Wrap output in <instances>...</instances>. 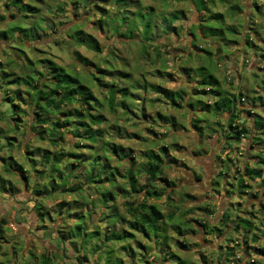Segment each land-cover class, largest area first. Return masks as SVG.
<instances>
[{
    "label": "trees",
    "instance_id": "trees-1",
    "mask_svg": "<svg viewBox=\"0 0 264 264\" xmlns=\"http://www.w3.org/2000/svg\"><path fill=\"white\" fill-rule=\"evenodd\" d=\"M69 1L73 5L74 13L80 12L79 17L83 15L82 11L88 8L86 7L89 6L88 4H91V13L99 9L97 12H100L102 17L108 15V9L98 5L95 0ZM128 1L116 0V12L111 14L112 18L97 20L99 26L108 27L111 25L116 32L124 29L126 32L123 33L128 38L135 37L137 34L134 33L138 32L139 40L134 41L141 43L143 57L145 58L150 53L148 48L152 46L156 56L161 58V49L151 36L154 28L161 27L158 22L153 20L154 6H147L143 9L138 2V6L133 8L134 11L128 14L126 4L132 6ZM191 1L196 11L209 13L211 10L209 4L215 0ZM64 4V2H58L56 10L63 11L66 8ZM257 7L261 8V6ZM1 8L7 11V14L0 15V23L3 20H8L9 17L14 19L8 20V27L0 28V42L5 40L9 43L13 42L12 47H17L21 50L20 52L23 51V54H26L21 46H25L24 43L28 40L37 39L41 35L40 29L46 30V25L43 22L47 20V14L41 13L40 6L33 0L27 2L24 0H0ZM46 10L55 15L50 6ZM200 15L201 22L193 25L197 31L199 30L198 33L191 32L194 46H198L197 41L203 40L205 36L213 37L219 31L226 34L225 25L216 26L210 23L211 18L223 17L222 12L211 13L206 18H203L202 14ZM180 17L181 15L176 11L163 16L161 23L164 31L168 34L175 32L174 22ZM118 20L122 23L115 28V23ZM54 22L55 20H51V26H54ZM59 23L61 25L55 30L56 33H59L57 38L65 37L67 39L70 37V43L73 45L98 49L96 41H93V36L86 33L79 25L72 26L71 32L67 35L65 31L69 28H61L67 22L60 21ZM227 27L234 35H236L235 33L242 34L239 28L234 25ZM249 28L253 27L246 24L244 29L247 34L243 33V37L240 39L244 43L243 53L247 55V47H249L253 49L250 61H253L255 57L258 59L261 57L259 59L261 62L264 59V53H260L256 40L263 42L259 37L264 39V35L256 36ZM228 41L238 42L237 39L231 38ZM199 49L205 50L209 59L213 60L214 56L211 50ZM237 50L238 48L235 51L237 52ZM222 53L223 49L219 46L215 58L221 56ZM76 54L78 53L76 52ZM10 55L13 57L6 61L0 57V91L2 93L0 121L7 124L6 128L0 126V192L8 189L13 194H17L18 188L13 187L12 181H8L4 173L19 175L32 197L33 212L39 218L36 228L40 229L39 224L45 228V225H48L46 221L49 220L47 232L51 238L53 234L55 235L53 237L54 248L51 251L46 249L38 256L31 250L30 254L36 259H33L29 264H59L58 259L64 258H66L65 261L71 259L72 264L77 262L84 264L86 261H91L93 264H164L167 259H173L178 264H185L187 258L166 250L171 238L170 228H173L178 235L176 242L182 247L188 248L191 244H187L188 240L185 235L189 228L194 233L203 229L206 234L212 235V240L225 235L222 240L223 244H221L223 250L218 254L221 264H229L232 261L231 256L235 255V248L230 246V243L236 241L232 236L241 229L245 232L243 240L245 244H248V237L251 234L252 240L259 245L262 238L258 235V230L255 229L257 222L253 220L254 212L239 213L234 217L233 208L229 206L219 222H212L210 219L211 214L214 213L213 207L199 206V208L207 210L205 214H199L198 209L189 210L187 207L180 206L178 201H173L176 190L171 188L175 182L164 175L169 162L166 157L168 156L167 144L162 146V141H165L166 138L158 137L156 139L157 135L154 138L147 136L145 139L152 142V146L139 154L138 157H143L144 160L136 161L138 157L133 156L130 148L112 140L109 129L102 126L106 117L104 114L96 113L101 101L94 95L91 87L86 84V78H82L79 74L67 70L50 59L43 60L47 63L43 67L44 70L37 68L35 66L37 63L30 59L18 67L17 62L19 58H22L21 53L17 56L15 52H12ZM79 57L76 58L82 61V65L85 66L89 63L88 59ZM15 67L19 69L22 67L27 71L17 73ZM206 68H209L208 72ZM97 69L100 74L87 68L86 74L90 75L94 81H98V84L105 90V98L109 107L115 111L117 105L121 106L123 117L127 120L130 119L127 123L139 127L140 123L145 121L136 118L138 109L144 111V106L140 107L138 104L139 98L136 96L138 94L131 91L130 85L128 87L114 79L116 75L114 78L112 75L110 82L107 81L105 70L101 67ZM186 69L187 72L191 70L199 73V75L196 74L199 78L195 79L194 76V79L197 80L194 89L196 94H200L199 97H188L186 101V97L181 91L164 88L159 83L149 84L146 80L145 84L136 82L138 87L135 88L152 90L156 94L162 95L163 98L159 95L150 98L151 103L163 99L173 108L187 106L189 111H194L192 120L194 127L200 133L205 132L206 129L217 132V128L211 126V121L207 119L206 113L213 112L214 115L219 114L220 116L226 113L227 124L223 126V140L226 144L224 149L231 147L234 143H241L244 138L248 139V144L243 153L246 158L244 166L236 168L235 175H230L232 171L229 161L223 162L220 176L226 185L222 183L221 186L224 190L231 192L232 199L235 198L234 193L236 197L241 198L249 189H254L255 186L252 182L260 179L259 187H256L254 194H251L253 197H258L264 187V95L258 90L253 89L252 92L251 88H243L242 84L238 93L228 90L224 87L223 81L232 83L227 81L226 77L219 78L214 69L204 64L196 67L189 66ZM118 71L117 75L132 79L130 72ZM156 72L159 71L156 70ZM263 84L257 83L261 87L264 86ZM236 88L234 86L232 89ZM13 95L17 96L15 98H18V104L13 101L12 114L5 115L3 103L5 100L14 99ZM202 95L207 97L211 95L212 98L210 101H205ZM246 98L247 102H244ZM76 102H78V106H75L71 112L65 108L66 105ZM132 103H136L137 108H132ZM247 103H250L252 107L262 105L263 113L262 111L245 110L243 106ZM243 111H246L248 118L245 117ZM143 113L146 115L145 112ZM239 117L243 118L244 122H238ZM148 120L152 125L149 129L152 133H156L154 125L163 121L164 125L169 127L167 135L176 129L178 123L174 115L167 116L161 112L153 113ZM212 124L222 125V122L217 120ZM30 133L32 138L26 142L24 137V140H21V144L18 145V136H26ZM136 133L139 135L138 132ZM66 134H71L75 141L71 142L72 138H66ZM33 139L47 143V146L34 148L31 146ZM23 144L26 147H23ZM13 145L19 147L18 152L13 151ZM112 158H115L117 163L125 164L126 168L120 170L118 165L111 162ZM129 160L132 161L129 162ZM232 176L236 179V184L231 180ZM161 181H164V185ZM238 191L241 193L237 194ZM120 195L125 199L121 203L119 202ZM54 196H62L63 199L58 202V208L51 210L46 201ZM66 196H71V200ZM183 196L189 197L190 195L183 194ZM164 197L169 207H172L168 211H165L159 204V200ZM262 208L264 209V203ZM237 209L242 211L240 207ZM96 211H98L99 221L94 223V221L91 222V219ZM192 222L196 225L191 224ZM16 224L19 223L16 221ZM6 225L7 218L1 216V238H5ZM261 225L264 230V218ZM228 228L232 230L227 233ZM133 243L139 247L140 251L132 247ZM17 245L16 241L12 246L11 255L13 257L9 259L11 264H15L18 259L16 254L20 250ZM154 247H158L159 250L152 251ZM250 249L257 250L260 255H264V246L247 245L244 250L250 253ZM164 251L166 253H163ZM71 253L72 256L69 255ZM95 255H97L96 258ZM151 255H154V258L150 259ZM126 258L130 260L127 261ZM29 261L27 260V264ZM1 264H6V262ZM252 264L257 263L254 260Z\"/></svg>",
    "mask_w": 264,
    "mask_h": 264
},
{
    "label": "rangeland",
    "instance_id": "rangeland-1",
    "mask_svg": "<svg viewBox=\"0 0 264 264\" xmlns=\"http://www.w3.org/2000/svg\"><path fill=\"white\" fill-rule=\"evenodd\" d=\"M24 1L27 2L28 0ZM33 1L40 6L41 13L47 14V20L43 22V24L46 25V30L43 31L40 29V36L42 37L39 36L34 41L28 40L24 43L25 46H21L25 50L26 54H23V51L20 52L21 50L17 47H12L14 44L13 42L9 43L7 40L2 41L0 42V57L6 61L8 58L10 59L13 57L10 53L15 52L17 56L21 53L22 58H19V61L17 62L18 67L22 65L24 61L26 62L28 61L27 59H30L37 63L35 66H37L40 70H44L43 67L47 64L43 62V60L50 59L57 64L64 66L67 70L79 74L82 78H86V84L91 87L94 95L101 101V105L97 107L96 113L104 114L106 117V121L102 124V126H104L105 129H109L108 131L111 134L112 140L116 143L122 144L126 148H130L134 157H138L141 152L146 151L147 148L152 146V142L145 139L147 136L154 138L155 135H157L156 139H158V137L166 138L165 141H162V146L167 144L168 156L166 157L169 162L166 165L164 175L175 182L171 188L176 190L173 195L174 202L178 201L180 206L187 207L189 210L198 209L199 214H205V212H207V210L201 209L199 206L209 205L213 207L214 213L211 215L212 217L210 219L212 222H219L222 214H224L229 206H232L233 208L232 214H234V217H236L239 213L248 214L250 212H254L253 220L254 222H257L255 229L258 230V235L262 238L258 246H264V230L261 227V222L264 218V209L262 208V204L264 203V187L262 193L258 197L251 196V194H254L256 187H259V183H261L260 179L253 181L252 184L255 186L254 189H249L241 198L236 197V194L234 193L235 198L232 199L231 192L224 190L221 186L222 183H224L222 176H220V170L222 169L223 162L225 160L229 161L232 171L230 172V175H235L236 168L244 166L246 158L243 153L247 147L248 139L244 138L241 143H234L231 147L224 149L226 144L223 140V126H226L227 124L225 119L227 115L226 113L222 116L219 114L214 115L213 112L206 113L207 119L211 121V126L216 127L217 132L215 133L211 129L210 131L206 129L205 132L203 131L200 133L194 127V122L192 120V117H194V111L190 110V112L187 106L173 108L163 99H160L155 103H151L149 101L150 98L158 97V95L162 97V95L156 94V92L152 90L147 91L143 88H135L138 87V83L136 82L144 83L146 80L149 84L159 83L163 85L164 88L181 91V93H183L186 97V101L188 97H199L200 94H196V90L194 89L197 83V80L195 79L198 77L197 75H199V73L197 74L191 70L187 72L188 70L186 68L189 66L196 67L204 64L214 69L215 74L219 78L223 79V77H226V80L232 83L229 84L228 82L223 81L224 87L228 90H235L232 88L237 85L238 90L240 91L241 84L243 88H252L249 84L255 82L256 88L254 87V90H258L259 93L261 92L264 95V87L257 85V83H264V69L263 71L258 70L257 64V70L249 68L251 67L250 60L253 55V49L247 47L248 54H243L241 62L236 64V69L233 66L234 60L232 59L236 53V49L234 50V48L240 46V39L243 37V33L244 35L247 34V31L244 29L246 24L253 27L249 28V30L256 36L264 35V22L262 21L264 13H260L263 8L258 9L254 0H215L213 3L210 2L209 4L211 9L209 13L206 11H201V13H199L196 11L191 0H129L128 2H130L132 6L126 4L128 6V14H131V12L134 11L133 8L134 6H138V2H140L139 6H142L143 9L147 6H154L155 14L153 20L158 22L161 26L154 28L151 36L156 41L157 46L161 49L162 57L159 58L156 56L154 47L149 46L148 49L150 50V53L144 58L142 55L141 43L134 41L139 40L137 37L138 32L134 33L137 34L135 37L128 38L123 33L126 32L124 29L120 32H116L111 25L108 27H100L97 22V20H100L101 18H112L111 14L117 10L116 0H95L98 5L102 6L104 9H108V15L106 17H102V14L97 12L99 9H96L93 13H91V4L86 6L88 8H85L82 11L83 15L79 17L80 12L77 13L78 15L74 13V9L72 10L73 5L70 4L69 0ZM256 1L260 2L264 6V0ZM58 2L65 3L64 6L66 8H64L63 11L56 10ZM49 6L51 7L52 12H55V15L46 10ZM239 8L241 9L239 10ZM175 11L181 15V17L174 22L177 33L175 31L168 34L164 31L161 20L163 16H167ZM95 12H97V14H95ZM217 12H222L224 16L211 18L210 23L216 26L225 25V28L227 29L226 34L224 35L219 31L214 34L213 37L205 36L203 40L197 41L198 46H194L192 41L194 38L191 32L198 33L199 30L197 31L193 25L201 22L200 14H202L203 18H206L209 14ZM1 14H7V11L1 8L0 15ZM13 19L14 18L9 17L8 20L12 21ZM8 20H3V22L0 23V28L8 27ZM51 20H55L54 26H51ZM255 20L260 22H256ZM60 21L67 22L61 27L62 29L69 28L65 31L67 35H69L74 26L79 25L86 33L93 36V41H96L98 49L94 50L93 47L84 45H73L70 43V37L67 39H65V37L62 39L61 37L57 38L59 33H56L55 30H57L61 25L59 23ZM121 23L122 22L120 20H118V22L116 21L114 27H119ZM230 25H234L239 28V31L242 32V34L235 33L236 35H234V33H232L227 27ZM230 38L233 40L237 39L238 43L233 41L229 42L228 39ZM259 38L263 42L256 40V42H258L257 48H260V53H264V39L261 37ZM3 43L4 45H2ZM219 46L223 49V53L225 52L229 55L228 57H230V59L225 58L223 53L221 56L219 55L215 58L216 51H218ZM198 47L211 50L214 56L213 60L209 59L205 50L199 49ZM76 52L78 54H76ZM79 56L88 59L89 63L85 66L82 65V61L77 59ZM235 58H237V56ZM259 59H261V57H259ZM258 65L264 66V60L259 62ZM18 67H15V72L17 73L19 71L20 73L27 71L22 67L20 69ZM98 67L105 70L107 81L110 82V80H112V75L113 78L114 75H116L114 79L121 82V84H126L128 87L130 85L131 91L138 94L136 95L139 98L138 104L140 107L144 106V111L143 109H141V111L138 109L137 113H135L140 115L142 118L138 115L136 118L145 121L140 123L139 127L134 126L132 123H127L130 119L127 120V118L123 117L124 114L121 106L117 105V109L115 111L112 110L105 98V90L98 84V81H94L90 75L86 74V68L92 69L93 71L95 70L94 72H96V74H100L99 71H97ZM237 69H239L240 72L239 76L236 75L235 70ZM118 70L130 72L133 80H129L127 76L117 75V73H119ZM156 70L159 72H156ZM206 71L208 72L209 68H206ZM169 73H171V75H169ZM243 76L247 78V81L242 82L244 78ZM248 82L250 83L248 84ZM1 96L2 93L0 91V98ZM202 96L205 101H210L212 98L211 95L209 97L205 95ZM15 97L17 96L13 95L14 99L11 98L9 100H5L3 103L4 111H6L5 115L12 114V102L15 101V103H17L18 99ZM244 102H247V98ZM132 104L134 106H132V108H137L136 103ZM75 106H78V102L68 104L65 108L69 109L71 112ZM243 108L245 110L250 109L254 111H262L263 106L259 105L257 107H252L250 106V103H247L243 106ZM143 112H145L146 115ZM156 112L164 113L167 116H175L178 123L176 125V129H173L169 135H167L169 127L164 125L163 121H159L154 125L156 133H152V131L149 130L150 127H152V125H150V120H148L149 116L153 115V113L155 114ZM243 112L245 117L248 118L246 111ZM26 115L28 116V114ZM217 120H221L222 125L212 124ZM238 122H244L243 118L239 117ZM247 124L249 125V123ZM0 126L6 128L7 124L0 121ZM135 132H138L139 135L137 133L135 134ZM24 137L27 142L32 138V134L30 133L26 136L19 135V141H17L19 142L18 145L21 144ZM67 137L73 139L71 134H66V138ZM72 139L71 142L75 141V139ZM13 141L15 142V140ZM31 141H33L31 146L34 148L37 146H47V143H43L37 139H33ZM23 147H26L25 144H23ZM18 149L19 147L14 146L13 151L18 152ZM142 160H144L143 157L136 158V161L138 162H141ZM131 161L132 160H129V162ZM111 162L114 165H118L120 170H124L126 168L125 164L117 163L115 158H112ZM4 174L8 181H12L13 187L18 188L19 191H17V194L14 193L15 195L8 189L0 192V217L4 216L7 218V225L5 226L6 231L4 233L5 238L0 237V264L2 262L11 264L9 259H12L13 257L11 255L12 246L16 241L18 242L17 246L20 251L16 254L18 259H16L15 264H27V260H30L28 262L29 264L33 259H36L32 257L30 251L32 250L37 256L46 249L51 251L54 248L53 237H55V235L53 234V237L51 238L50 234L47 232V228L49 229L50 224L48 219V221H46L48 225H45V228H43L41 224H39L40 229L38 227L36 228V225L39 223V218L38 215L33 212L32 197L29 191L27 192L20 176L11 173ZM231 180H233V183L236 184V179L233 178V176L231 177ZM163 182L164 181H161L164 185ZM240 193V191L237 192V194ZM183 194H189L190 196L185 197ZM66 198L71 200V196H66ZM62 199V196H54L53 198H49L46 201V204L48 208L54 210L58 208L57 204ZM123 200H125L124 197L120 195L119 202L121 203ZM159 204H161L165 211L172 208L169 207L165 197L159 200ZM239 207L242 208L241 212L237 209ZM16 221L20 225L16 224ZM92 221H94V223L99 221L98 211L93 213L91 222ZM230 230L232 229L228 228L227 233ZM239 232L234 233L232 236V238L239 240V243L234 242L233 245L235 248L233 260L243 259L245 262L249 261L250 264H252V260H255L257 264H263L264 255H260L259 251L252 250L250 253H244L245 246L242 247V245L245 244L243 241L245 239V232L243 229ZM223 237L224 236L215 238L212 241L218 245L220 241L222 242ZM172 242L173 239L170 238L169 243ZM206 251L210 253V258L213 259V257H215V253L210 252L208 249H206ZM69 255L72 256V253ZM64 259H58L59 264H72V262H70L71 259H67L66 261ZM89 262L86 261L84 264H93L91 261ZM78 263L79 262L76 264ZM240 264H244V262H241Z\"/></svg>",
    "mask_w": 264,
    "mask_h": 264
},
{
    "label": "crops",
    "instance_id": "crops-1",
    "mask_svg": "<svg viewBox=\"0 0 264 264\" xmlns=\"http://www.w3.org/2000/svg\"><path fill=\"white\" fill-rule=\"evenodd\" d=\"M236 43H238V42H236ZM243 44H244L243 40H240V46L237 47L238 50L234 54V56L232 57V59L234 60L233 66L235 67V69H236V64L240 63L241 60L243 59V57H242L244 54L243 53V50H244ZM237 48H234V49H237ZM226 52H229V51H226ZM223 54H224L225 58L230 59V57H228L229 55L227 53L224 52ZM236 56H237V58H235ZM259 62H260V60L255 57L253 61H250L251 67H249V68L254 69V70L258 69L260 71H263L264 66L258 65ZM256 64H257V69H256ZM235 71H236V75L239 76L240 75L239 69H237ZM243 75L245 76L244 73H243ZM244 81H247L246 77L243 78L242 82H244ZM249 83L250 82H248V84ZM235 86L237 88L235 90H231V91H235L237 93L239 91L238 86L237 85H235ZM249 86L252 87L251 90L253 92V89L256 86V83L255 82L250 83ZM197 212H199V211H197ZM191 224L196 225V223H193V222ZM169 234L171 236V239H173V242L172 243L168 242V248H166V250H170L173 253H176L181 257L187 258L185 264H221L220 259H218V254L223 250L221 248V244H223V242L220 241L218 243V245L215 244V242H213L211 239L212 235L206 234L203 231V229H201L200 232H195V233L190 228L186 230L185 237L188 240L187 244H191V246L189 248L188 247H182L179 243L176 242L178 235L176 234V232L173 228L169 229ZM138 237H139V235H138ZM215 238H217V237H215ZM180 239H182V238H180ZM186 239H184V240H186ZM248 240H249L248 245L258 246V244L256 243V245H255V242L252 240L251 234H250V238L248 237ZM234 242L237 243V240ZM234 242H231L230 246H233ZM211 244H213V245H211ZM244 246H245V248H247V243L242 245V247H244ZM132 247L135 248L136 250L140 251L139 247L136 244L133 243ZM206 249H208L210 252L215 253V257H213V259L210 258V253H208V251H206ZM153 250L158 251L159 249H158V247H154V249H152V251ZM250 252H252L251 249H250ZM163 253H166V251H164ZM244 253L247 254V252H244ZM96 257H97V255H95V258ZM231 257H232V261H230L229 264H240L241 262H244V264H247V263L250 264L249 261L245 262L243 259L234 261L233 260L234 256H231ZM152 258H154V255H151L150 259H152ZM126 260L129 261L130 259L126 258ZM253 261L254 260H252V262ZM168 263L178 264L173 259H170V260L167 259L164 261V264H168Z\"/></svg>",
    "mask_w": 264,
    "mask_h": 264
},
{
    "label": "flooded vegetation",
    "instance_id": "flooded-vegetation-1",
    "mask_svg": "<svg viewBox=\"0 0 264 264\" xmlns=\"http://www.w3.org/2000/svg\"><path fill=\"white\" fill-rule=\"evenodd\" d=\"M251 1H252V0H251ZM255 2H256V7L262 5L261 8H263V9H262V12H260V13H264V6H263V4H261L260 2L254 0V3H255ZM247 5H248V4H247ZM249 7H253V6H249ZM256 7H255V8H256ZM257 8H258V7H257ZM258 9H259V8H258ZM255 21H256V20H255ZM262 21L264 22V17H263V20H262ZM256 22H260V21H256Z\"/></svg>",
    "mask_w": 264,
    "mask_h": 264
}]
</instances>
